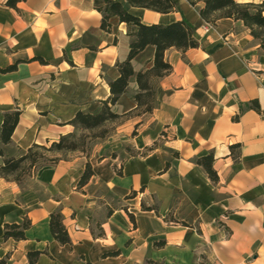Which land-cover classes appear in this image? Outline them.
<instances>
[{
  "label": "crops",
  "instance_id": "crops-1",
  "mask_svg": "<svg viewBox=\"0 0 264 264\" xmlns=\"http://www.w3.org/2000/svg\"><path fill=\"white\" fill-rule=\"evenodd\" d=\"M8 1L0 0V68L18 66L0 73V130L19 108L11 147L27 151L77 133L69 122L78 111H101L130 37L117 17L112 33L101 28L105 0ZM114 1L148 25L185 18L201 47L167 50L173 70L156 81L153 112L118 124L89 157L44 165L24 183L0 179V259L30 264L29 253L41 252L35 264H264V49L242 21L223 18L206 32L203 1L179 0L180 12L167 14ZM155 52L148 46L134 70L150 69ZM138 90L132 79L112 110L135 112ZM254 100L261 111L246 106ZM211 152L218 182L197 164ZM87 163L94 175L79 188ZM57 211L70 245L50 230ZM24 218L26 239L4 240L5 225Z\"/></svg>",
  "mask_w": 264,
  "mask_h": 264
},
{
  "label": "trees",
  "instance_id": "trees-1",
  "mask_svg": "<svg viewBox=\"0 0 264 264\" xmlns=\"http://www.w3.org/2000/svg\"><path fill=\"white\" fill-rule=\"evenodd\" d=\"M17 0H9L8 6H15ZM132 7L144 8L158 13L167 14L180 12L179 0H126ZM203 1L204 7L200 8L199 14L208 25L216 26L217 22L223 18H231L242 21L250 30L251 35L264 49V1L255 3H238L236 0H188L192 6ZM103 14L101 28L107 33H112L111 19L117 17L121 23L127 26V35L130 37L129 54L125 61L117 62L116 67L119 76L109 83L111 97L104 102L99 113L92 114L78 111L75 118L69 122L78 131H93L104 126L107 122L122 120L134 112L117 114L112 110L120 98L129 92L130 82L135 79L139 90L133 95V100L137 104L136 111L142 110V114H150L156 107V81L169 75L173 67L166 61L165 53L174 48L182 53L190 49L200 48L201 44L195 37L193 25L185 18L170 24H145L142 20L128 12L119 1L105 0L104 6L99 7ZM117 41V39H116ZM115 41V42H116ZM148 46L156 49L153 66L150 69H143L139 72L134 70L132 61L142 53ZM42 64L47 62L43 58H36ZM18 64L8 68H0V73H9L17 70ZM250 109L261 111L258 100H254L246 105ZM243 109V108H242ZM21 110L16 108L14 111L4 114L3 123L0 131V179L7 181L21 182L24 173L28 175L38 168L48 164H55L62 158L54 157L47 160L48 153H62L65 151L76 152L80 146L75 142V133L61 136L48 147L47 145L34 144L27 151H18L11 147L12 137L20 122ZM238 119V118H237ZM84 152V150L82 151ZM215 157L211 152L207 156L197 160L213 182H218L219 177L213 168ZM41 166V167H42ZM94 171L90 163L86 164L85 171L79 180V188H83L93 177ZM133 192L128 198H133ZM144 210H156V207H148L142 204ZM158 213V212H157ZM29 218H24L21 223L6 224L4 227L3 239H14L22 241L26 239L25 232L31 227ZM184 226L187 224L184 222ZM50 230L53 237L61 245L72 244L70 235L64 225V216L61 211H57L50 216ZM41 252L29 253L30 264H35ZM0 264H7L6 259H0Z\"/></svg>",
  "mask_w": 264,
  "mask_h": 264
},
{
  "label": "rangeland",
  "instance_id": "rangeland-1",
  "mask_svg": "<svg viewBox=\"0 0 264 264\" xmlns=\"http://www.w3.org/2000/svg\"><path fill=\"white\" fill-rule=\"evenodd\" d=\"M142 113H143V109L139 111H135L134 113H132L130 116H128L125 119L107 122L104 126L97 128L93 131H83V130L78 131L77 133H75L77 136V139L75 140V142L80 146L79 151H76V152L65 151L59 154L58 153H48L47 160L54 158V157H59L62 159H71L73 158V156L77 154H82L86 157H89L90 154L94 151V149L98 147V145H101V143H103L115 131L116 126L118 124H121L123 121L133 116L141 115ZM47 146L49 147L50 144H48ZM83 150L84 152H82ZM41 166L42 165L39 164L37 169H39ZM35 171L33 173H35ZM28 176H30L28 175V173H24L21 177V182L22 183L26 182Z\"/></svg>",
  "mask_w": 264,
  "mask_h": 264
},
{
  "label": "built area",
  "instance_id": "built-area-1",
  "mask_svg": "<svg viewBox=\"0 0 264 264\" xmlns=\"http://www.w3.org/2000/svg\"><path fill=\"white\" fill-rule=\"evenodd\" d=\"M206 32H209L212 29L211 25H207L206 27H204Z\"/></svg>",
  "mask_w": 264,
  "mask_h": 264
}]
</instances>
